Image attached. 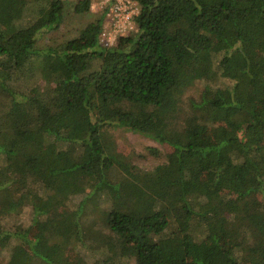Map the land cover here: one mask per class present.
I'll return each instance as SVG.
<instances>
[{
  "label": "trees",
  "instance_id": "1",
  "mask_svg": "<svg viewBox=\"0 0 264 264\" xmlns=\"http://www.w3.org/2000/svg\"><path fill=\"white\" fill-rule=\"evenodd\" d=\"M133 1L136 30L114 45L102 14L41 46L66 4L89 15L91 0H0V253L264 264V0ZM109 124L169 146L167 161L141 170ZM25 206L32 223L14 228Z\"/></svg>",
  "mask_w": 264,
  "mask_h": 264
},
{
  "label": "rangeland",
  "instance_id": "2",
  "mask_svg": "<svg viewBox=\"0 0 264 264\" xmlns=\"http://www.w3.org/2000/svg\"><path fill=\"white\" fill-rule=\"evenodd\" d=\"M91 0V13L89 15H80L74 13L70 4L65 5V19L58 30L51 33H44L39 43L41 46L48 45L53 42H60L62 40L75 37L79 28L88 21L94 20L102 14L104 17V27L101 35V41L105 45H114L120 36H125L136 30L134 16L139 12V4L131 0ZM111 43V44H110ZM49 80L44 78L41 74H35L31 80L30 87H39L43 89L48 84ZM202 84L195 81L185 88L183 94L180 96L179 105L182 109L187 110L186 102H189L190 97H198L197 93L201 89ZM181 120V119H179ZM112 140L115 142L117 149L124 154L128 161L138 166L141 170H152L157 165L166 162L168 153L172 151L169 146L160 144L152 138L130 131L124 126H117L116 124H109L105 128ZM82 196L75 197L69 203L66 210L74 212L79 204ZM31 209L28 206L15 216L14 228L27 227L32 223ZM8 219L5 220L7 222ZM84 257L87 264H93V253H86L79 249L70 248L68 256L72 262L76 264H85L78 262V252ZM0 264H7L6 253H0ZM116 264H133L131 260H117Z\"/></svg>",
  "mask_w": 264,
  "mask_h": 264
},
{
  "label": "built area",
  "instance_id": "3",
  "mask_svg": "<svg viewBox=\"0 0 264 264\" xmlns=\"http://www.w3.org/2000/svg\"><path fill=\"white\" fill-rule=\"evenodd\" d=\"M125 1V0H124ZM129 3H131L132 1L131 0H127ZM111 44V43H110ZM109 45V44H108Z\"/></svg>",
  "mask_w": 264,
  "mask_h": 264
}]
</instances>
